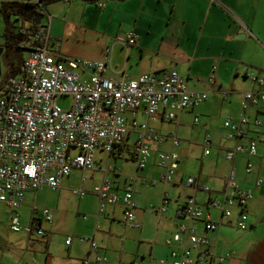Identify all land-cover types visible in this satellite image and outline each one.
I'll use <instances>...</instances> for the list:
<instances>
[{
    "label": "crops",
    "instance_id": "crops-1",
    "mask_svg": "<svg viewBox=\"0 0 264 264\" xmlns=\"http://www.w3.org/2000/svg\"><path fill=\"white\" fill-rule=\"evenodd\" d=\"M43 11L47 22L41 20V23L49 24L51 45L53 42L59 44L56 51L61 58L100 60L104 58L106 48L110 47L106 75L111 78H120L123 75L132 78L173 67L185 79L190 91L207 93L203 102L193 109L179 112L173 121L164 119L162 112H159L158 117L151 118L160 126L177 121L175 130L156 131L161 135L175 131L178 137L179 127L188 122L196 124L195 117L204 116V134L198 143L202 150L201 160L194 174L185 177L184 171L177 168L173 182L164 184L170 185L175 194L169 195L166 212H151L158 219L165 216L166 226L162 230L165 239L158 241L156 232L148 252L138 253L139 255H133L132 258L128 256L129 264H136V260L142 263L152 259H169L170 247L165 241L173 235L179 223H189L199 234L209 239L212 264H264V145L258 147L255 156L236 155L232 161H228L225 154L235 142L226 138L223 126L228 116L238 117L242 114L244 93L256 89L252 77L264 78V0H96L91 3L82 0H57L45 3ZM129 31H133L137 36L136 44L130 47L125 44V36ZM237 34H244L245 37L236 38ZM246 114L251 119L260 118L263 126L255 128V131L264 132V104L259 108L249 107ZM216 116L220 118L219 128L214 122ZM186 117L190 120L186 121ZM136 118L139 122L150 120H146L142 112H138ZM206 136L210 137L211 145L209 154L203 155V140ZM133 139L134 133L124 141L122 153L118 157L108 158L97 153L96 157L102 160L98 161V169L94 172L102 173L103 179L105 175L99 168L111 159H114L115 163L122 159L130 161L134 166L136 179L133 181V188L138 180L142 187H154L161 182L152 184L151 180H157L158 174L163 171L157 164L158 152L176 151L180 157L178 166L180 165V142L173 148L171 141L166 139L161 144H152L151 158L147 166L142 170L136 169L131 159ZM178 139L180 141L179 137ZM249 160L253 166L252 172L248 174L245 167ZM232 169L235 171L233 181L236 186L242 190H253V197L244 210L248 224L246 230H240L236 225L240 208L232 207L231 216L224 217L220 209L211 205V201L222 200L224 192L230 188L228 177ZM143 171L149 176L139 175ZM94 172L88 177L93 178ZM151 173L154 175H150ZM108 174L113 176L110 180L116 191L121 192L130 175L121 172ZM70 176L63 178L61 185ZM189 176L196 180L193 189L184 186V181ZM257 179L261 180L258 187L255 185ZM204 186L209 187L210 191H205ZM31 192L33 191L25 193L23 204L19 208L22 225H29L33 217V205L26 203V196ZM188 194H193L197 203L210 214L211 220L217 223L215 230L206 231L203 222L188 221L177 216V211ZM162 195L153 206L160 205ZM134 202L135 211H144L142 196L135 193V189ZM100 215L104 219V229H100L98 221H95L94 230L90 237H87V240L91 239L96 243L98 252L106 254L109 249V242L106 240L110 236L121 238L115 234L113 222L126 231H139L138 242L144 244L148 241L147 227H144L137 217L138 229H127L121 224L120 206L108 205L103 213H98L97 208L96 217ZM7 216L9 225L8 209ZM83 218L87 219V216ZM43 222L40 227L44 236L39 239L36 235L28 234L30 239L48 241V231ZM101 233L103 238L97 243L95 238ZM80 239L84 240L85 237ZM89 255L93 256L90 247L86 249L83 257L75 259L76 264H80L81 260ZM192 256L194 257L195 253ZM218 257L225 259L219 262ZM120 258L119 256L118 264H121ZM48 259L49 256L46 261Z\"/></svg>",
    "mask_w": 264,
    "mask_h": 264
},
{
    "label": "built area",
    "instance_id": "built-area-1",
    "mask_svg": "<svg viewBox=\"0 0 264 264\" xmlns=\"http://www.w3.org/2000/svg\"><path fill=\"white\" fill-rule=\"evenodd\" d=\"M20 1L36 5L44 18L40 0ZM32 39L39 41L40 45L29 51L19 78L5 82L0 88V203L9 211L12 231L43 237L44 231L37 223L38 219L50 225L53 223L48 208L39 209L33 205L31 223H20L19 208L26 192L42 187L56 190L62 179L70 176L74 169L94 172L98 169L96 164L102 160L96 154L101 153L108 158L120 156L124 141L132 133L131 159L136 169H144L151 158L152 144H161L169 139L175 148L179 139L175 131L161 135L148 121L139 122L136 118L138 112H142L146 120L156 118L162 112L164 119L173 121L179 112L193 109L203 102L207 93L190 91L185 79L173 67L132 78L124 75L111 78L106 75L110 47L106 48L105 56L100 60L63 59L56 51L59 44L53 42L51 45L49 24L46 23L38 24ZM136 42L137 36L129 31L125 44L130 47ZM252 79L256 89L244 93L242 114L228 116L223 123L226 138L235 142L225 154L228 161L236 155L255 156L258 147L264 145V132L255 131V128L263 126V121L257 117L251 119L246 114L249 107L259 108L264 104V78L253 76ZM59 97L68 98L69 104L59 105ZM210 145V137L206 136L203 155L209 154ZM156 157L163 171L151 183L171 184L178 168L179 154L174 150L161 151ZM252 166V162L247 161L246 173L252 172ZM99 170L105 176L92 191L98 198V213H103L108 205L120 206L121 224L127 229H138L133 188L136 176L130 175L119 192L106 177L108 173L120 172L117 165L107 161ZM234 175L232 169L228 177L230 188L224 192L222 200L211 201V205L220 209L224 217L231 216L232 207L240 208L236 225L240 230H246L248 224L244 210L253 197V190L239 189L233 181ZM195 185L196 180L192 176L184 181L188 189L195 188ZM255 185L260 186L261 180L257 179ZM203 189L210 191L207 186ZM73 193L83 197L87 192L80 189ZM169 201V194L164 192L160 205L152 206L151 211L155 214L166 212ZM39 211L42 218L35 217ZM177 216L203 222L206 231L217 228V223L211 220L210 214L197 203L193 194L186 195ZM66 244H71L70 237ZM165 244L170 247L169 259H152L141 264H212L209 239L189 223H179ZM90 250L93 256L82 259L80 264H108L92 240ZM224 259L218 257L219 262Z\"/></svg>",
    "mask_w": 264,
    "mask_h": 264
},
{
    "label": "rangeland",
    "instance_id": "rangeland-1",
    "mask_svg": "<svg viewBox=\"0 0 264 264\" xmlns=\"http://www.w3.org/2000/svg\"><path fill=\"white\" fill-rule=\"evenodd\" d=\"M7 0H0V49H3L0 55V88L5 78V74L9 67H13V73L10 75V80L16 81L20 76L19 68L22 61L27 57L28 51L26 49H11L8 58L5 56V45L7 44V35L5 34L7 28L6 16L1 11L2 2ZM10 1V0H8ZM20 1V0H19ZM76 1V0H75ZM29 3V2H27ZM19 15L11 14L10 23L13 25L12 30L16 33L18 31ZM42 21L47 22V18ZM14 39L10 36L9 40ZM7 53V51H6ZM58 104L67 106L69 99L66 97H59ZM198 123H189L178 128V137L180 138V148L178 151L181 154V163L178 166L180 170L184 171L185 177L195 173L199 161L201 160V147L198 143L201 142L204 134L203 123L206 118L201 115L197 116ZM190 118L186 117V121ZM220 118L216 116L214 122L219 128ZM150 126L159 131L166 132L168 130H175L177 121L172 123H165L159 125L155 120H148ZM186 152V153H185ZM75 153V152H74ZM111 164H116L122 174L134 175V166L130 161L118 159L115 163L114 159L110 160ZM91 172L82 170H74L71 176L66 179L63 184L56 190L49 187H42L36 191L28 193L26 196V203L28 205H35L37 208H48L52 214L53 223L50 225L43 222V226L48 231V241L43 242L39 240L30 239L25 231L14 232L8 225L7 209L0 203V263L4 264H76L77 258L84 256L85 251L90 247L91 232L98 221L100 229H104L105 223L103 216L98 218L97 214V196L93 194V189L97 186L103 175L100 172H94L93 178L88 177ZM139 175L145 176V171L140 172ZM150 175H154L151 173ZM149 176V175H146ZM113 178L111 174L106 176ZM84 190L87 193L83 197L73 194L75 190ZM135 193L142 196L144 211L139 209L135 211V215L140 223L146 228L148 243L138 242L139 231H126L121 226L113 222L115 228V235L110 236L109 249L105 254L108 264H118L117 260L120 258L121 264H129L128 256L132 258L138 253H147L150 249L151 243L154 241L153 237L158 233V241L165 239L162 230L166 226L165 216H162L159 221L158 217L151 212V207L155 202H158L162 193L167 192L173 196L175 190L170 185L157 184L154 187L140 186V181L134 183ZM187 191V190H186ZM150 210V211H149ZM169 213L171 208H169ZM36 218H42L41 212L35 214ZM169 215V214H167ZM83 216H87L84 219ZM97 218V219H96ZM157 232V233H156ZM70 237L71 245L66 244V239ZM85 237L84 240L80 238ZM139 237V238H138ZM103 238L101 233L97 234L95 241L99 243V239ZM139 246V250L137 248ZM100 253V252H99ZM102 254V253H101ZM104 255V254H103ZM47 256L49 259L46 261ZM146 261V260H145ZM136 264H141L136 260Z\"/></svg>",
    "mask_w": 264,
    "mask_h": 264
},
{
    "label": "trees",
    "instance_id": "trees-1",
    "mask_svg": "<svg viewBox=\"0 0 264 264\" xmlns=\"http://www.w3.org/2000/svg\"><path fill=\"white\" fill-rule=\"evenodd\" d=\"M52 1H57V0H40L42 6L45 3ZM82 1L91 3L96 0H82ZM1 11L6 16V21H7V28H6L7 30L5 32V34L7 35V44L5 45V47H7L6 58H8L9 51L12 48L15 50L26 49L27 51H29L35 49L36 47H39L40 42L32 39L38 28V24L34 23V19L37 15L40 14L36 5L30 3H24L18 0L3 1L1 6ZM13 13L20 16L19 19L18 18L16 19V21H19V24L17 26L18 31L16 33L12 30L13 25L10 23V17L11 14ZM12 35L14 36V39L10 41L9 37ZM26 42H29L32 45L29 46L26 44ZM19 70H21V67L19 68ZM11 73H13L12 66H10L8 71L6 72L2 84H4L7 81H10L9 78ZM38 224L39 225L41 224L40 219H38L37 225Z\"/></svg>",
    "mask_w": 264,
    "mask_h": 264
},
{
    "label": "water",
    "instance_id": "water-1",
    "mask_svg": "<svg viewBox=\"0 0 264 264\" xmlns=\"http://www.w3.org/2000/svg\"><path fill=\"white\" fill-rule=\"evenodd\" d=\"M42 18H43V15H42V14L37 15V16L35 17V19H34V23L39 24V23L41 22ZM244 37H245L244 34H237V35H236V38H244ZM26 44L29 45V46L32 45V44L29 43V42H26ZM2 50H3V49H0V55H1ZM0 75H1V73H0Z\"/></svg>",
    "mask_w": 264,
    "mask_h": 264
},
{
    "label": "flooded vegetation",
    "instance_id": "flooded-vegetation-1",
    "mask_svg": "<svg viewBox=\"0 0 264 264\" xmlns=\"http://www.w3.org/2000/svg\"><path fill=\"white\" fill-rule=\"evenodd\" d=\"M5 48H6V47H5ZM29 48H30V47H29ZM29 51H30V50H29ZM29 51H28V52H29ZM5 56H6V49H5Z\"/></svg>",
    "mask_w": 264,
    "mask_h": 264
}]
</instances>
